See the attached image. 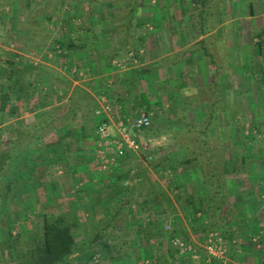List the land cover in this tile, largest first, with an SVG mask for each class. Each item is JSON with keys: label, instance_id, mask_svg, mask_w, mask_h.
Segmentation results:
<instances>
[{"label": "crops", "instance_id": "0c3cea01", "mask_svg": "<svg viewBox=\"0 0 264 264\" xmlns=\"http://www.w3.org/2000/svg\"><path fill=\"white\" fill-rule=\"evenodd\" d=\"M8 1L5 9L0 7V34H5L6 38L0 41L3 63L0 71L7 78L11 69L18 75L19 71L24 73L30 69L34 76L40 72L43 85L35 81L33 84H38L41 91L46 90L43 94L48 93L47 98H52L53 106L66 104L71 95L53 88L56 69L67 73L60 67L67 62L85 77L83 83L74 77L70 79L83 87L85 95L93 101H85L79 109L77 107L64 127L73 131L70 125L86 121L92 110L95 119L94 110L104 101L110 105L109 116H114L112 120L107 118L110 121L119 118L113 113L127 117L125 110L144 101L151 104L158 101V97L163 110H173L176 114L175 117L172 114L162 117L157 130L159 138L168 144L162 153L169 159L176 158L174 164L169 165L167 160V164L159 165L154 172L149 168L148 178L158 185V192L153 196L148 192L143 199L137 196V187L144 175L134 177L126 196L131 206L169 204L178 211L176 216L185 220L188 229L191 215L197 225L206 219L207 224L200 223V227L193 229V239L202 237L201 231H220L228 259L225 264H264V137L259 138V149L254 141L251 149L232 146L235 138L232 134L233 107L253 110L250 120L264 132V0H159L158 5L148 0L139 5L133 0ZM168 16L171 19L168 20ZM59 45L62 53L56 50ZM134 51L141 62L137 70L114 67V62ZM9 59L14 60L13 68L7 63ZM8 83L7 80L5 85ZM4 87L1 92L8 94L17 92L18 84L10 89ZM233 92L240 96L233 97ZM12 101H6L5 110ZM22 103L24 101H15L14 105L19 110ZM4 114V123L12 121L7 113ZM163 114L164 111L161 116ZM102 117L98 116L95 123ZM94 130L91 137L75 132L77 134L70 138L71 144L76 142L79 146L70 151L74 156L69 159L72 164L65 162L63 153L53 165L56 174L69 175L71 183L66 182L70 191L75 187L80 192L79 200L71 198L68 204L72 205L70 210L80 216L79 227L85 233L93 229L101 217L92 209L93 200H100L97 210L107 199L100 190L106 180L99 172L102 171L99 167L101 155ZM148 135L143 131L138 138L146 145L143 148L146 155L153 154L152 159H155ZM49 136L45 138L47 142L56 140L59 135ZM186 142L192 143L195 150L185 147ZM131 152L126 150L122 159L132 157L135 151ZM114 154V147L105 151L108 157ZM60 161L63 164L56 165ZM123 162L117 164V168H121ZM162 173L165 175L160 177ZM182 173L184 178L174 183L173 177ZM130 175L135 176L134 169ZM116 196L117 193L112 197L118 198ZM160 209L158 214H152L154 217L145 216L146 220L159 222L167 214L161 215ZM196 249L197 259L184 260L183 256L173 259V255H169L163 261L150 264H222L215 257L207 258L202 246ZM97 251L105 252L106 248L102 244L95 245L83 256L88 258Z\"/></svg>", "mask_w": 264, "mask_h": 264}, {"label": "rangeland", "instance_id": "374dc122", "mask_svg": "<svg viewBox=\"0 0 264 264\" xmlns=\"http://www.w3.org/2000/svg\"><path fill=\"white\" fill-rule=\"evenodd\" d=\"M4 0V2H0V7L1 9H5L6 6H8L9 1ZM93 1V0H90ZM107 1V0H105ZM143 0H139V2H142ZM148 2L152 5H158L159 0H148ZM0 9V10H1ZM167 16V14L165 15ZM174 14L172 13V18ZM168 20L171 19V16L167 17ZM75 19V17H74ZM150 25H147V28L149 30H153L152 26L151 29L149 28ZM1 32V29H0ZM5 34L2 35L0 34V41L3 39H6ZM139 49V48H138ZM56 50L58 53H62V50L60 51V47L56 46ZM133 50V49H131ZM2 55L0 52V65L2 63L1 59ZM132 57L135 58L136 61H133ZM63 57L60 58V60ZM29 63V62H28ZM67 63V62H66ZM63 64L62 67L63 69L67 70V73H71L73 75H67V73L59 71L56 69L55 74L53 75V81L55 83V87L53 88L55 90H62L65 91L67 94L70 92L72 94L74 90V94L77 98H84L85 101H90L89 96L85 95L86 91L83 87H79L78 85H75L72 81V77L74 79L79 80L80 83H83V81L86 82V80L82 79L85 78L84 75L81 74L80 76V70H76L74 68V65H67ZM141 62L138 60L136 57L135 51L132 53H127L126 56L119 58L118 61L114 62L113 65L116 69L118 70H137L141 66ZM3 64V63H2ZM65 65V66H64ZM38 72V71H37ZM42 72V71H41ZM66 72V71H65ZM35 74H41L40 72L35 73ZM78 76H77V75ZM80 76V77H79ZM80 78V79H79ZM84 82V83H85ZM38 83V82H37ZM39 84V83H38ZM38 84H33L34 87H38ZM43 84L40 83V86ZM82 85V84H81ZM47 86V85H46ZM83 86V85H82ZM52 87V86H51ZM138 88L139 86L136 85ZM157 88L159 89V86L157 85ZM41 87H38V90L32 91L31 98L27 100V102H24V104H21V108H19V114L17 117V120H22L23 122H29L33 121L35 119L41 118L42 116L45 115V112L49 110L52 106V98H47V94H43L46 90L43 89L41 91ZM85 93V94H84ZM235 95L240 96L239 93L233 92V97ZM89 97V98H88ZM107 97V96H106ZM106 97H104L106 99ZM155 97V95H153ZM109 99V98H108ZM158 101L152 102L151 104L144 101L140 102L138 104H135L132 109L130 110H125L127 113V117L133 118L134 116H137L140 111H147L151 113V125L148 127L149 131H147L149 134L148 136L150 137V142H151V148L152 152L155 153V159L153 158V154H147V157L144 155L146 154L143 151V148L140 149H135V150H130L133 153L132 157H127L126 160L122 159V157L125 155V153L120 157L118 160V165L119 163L123 160V165H120L121 168H117L119 166H114L111 170H102L99 171L101 172V178L103 180H108L106 185L102 188L101 187V192L105 194L107 197L106 199V204L104 206L99 207L97 211L98 216H102L105 214L106 210L108 207H111L115 205V210L120 212L118 213L119 215V220H118V225L119 228L117 232L126 233V236L130 239L131 242H134V247H122L121 249H112L111 252H103V251H97L91 253L88 258L81 256L80 258L77 259V261L73 262V264H104L106 262H113L117 264H150L151 262L154 261H159L164 258H167V256L173 255V259L177 257L184 258V260L188 259H197L198 252H197V246H202L205 250V254L211 258L215 257L217 262H220L222 264L227 263V256H226V247H224V239L222 235L220 234V231L218 230H211L209 229L208 231L204 232L201 231L202 237H197L193 239V229L200 227V223L202 224H207L206 219L199 221V225L197 223H193L192 221V215L189 218V222L187 224L189 225V229L185 225V220L183 221L179 216H176L178 211H174L176 209L170 208V205H166V203L162 202L161 206L158 205V203H151V204H146V203H137L135 208L131 206L132 203H128L126 206H120L117 202L119 198L126 197L130 193V189L132 188V183H133V178L137 177H143L144 178L139 181V185L137 187L136 194L137 196L142 197L141 199L144 198V195H146V192H148L149 195L153 196L154 193L158 192V185L157 182L152 183V181L149 179L150 177L148 176L147 172L149 171V168L154 172L155 169H158L161 164L165 163L167 164V160L169 162V165L171 163L174 164L173 160L175 159H169L168 156H165L162 151L166 149L168 144L165 141H162L161 138H159V133L157 132L158 130V122L162 121V117L164 116H169L173 115L174 117L176 114L173 112V110H169L163 107H160V98H157ZM10 104H14V99ZM43 100H45V105L43 104ZM107 100V99H106ZM234 103V102H233ZM97 108V107H96ZM162 111H164L165 114H162ZM233 124H232V134H234L235 138H233L232 141V146H242L246 149H251L253 145L251 144L254 141V144L257 149H259V138L264 137V132H260L259 128L256 127L255 125L252 124L250 117H252L253 110H237L236 108L233 107ZM255 112V110H254ZM257 112V111H256ZM258 113V112H257ZM115 115V118L121 117L119 113L115 112L113 113ZM4 115V113H2ZM8 116V115H7ZM114 117V116H113ZM173 117V118H174ZM0 118H1V113H0ZM93 120V117H91ZM88 118L86 121H82L78 124L74 123L71 124V122H68L71 124L70 126L73 128V134H77L79 130L80 125L83 123L85 125H82V127H85V131L87 132L88 136L91 137V133L94 130V127H96V123L89 121L91 120ZM12 120H15V118H12ZM15 120L14 122H16ZM96 119H94L95 121ZM68 128V126H66ZM63 130V128H62ZM95 131V130H94ZM60 131L57 128V131L52 135H59ZM143 135V132H142ZM49 136V137H51ZM140 136V135H139ZM138 136V137H139ZM254 136V137H252ZM254 138V139H253ZM139 142L141 143V139H139ZM75 141V140H74ZM97 141L99 143V139L97 137ZM96 141V142H97ZM47 143L46 140H42L39 142V144H35L34 147L38 148L37 153L33 152L31 155H34L33 157L37 158L39 166L42 165L41 167L44 169L39 170V173L41 175V180L36 179L35 184L31 185L28 184L27 188H34L32 191L24 190V188L21 189L20 184L12 185V195L14 196L13 203L10 204V206L7 208L5 204L2 203V199L0 198V230H8L10 229L12 231V234H24L25 232L31 230H39L40 229V218H39V213L38 211L41 210L42 208H39L40 204L43 203L46 197V191L53 189V185H50L51 183H47L43 173L48 168V161L46 160V156L49 155L50 153L48 152L47 147L45 144ZM75 143V145H74ZM76 142H69V147L70 151L76 147ZM92 144V143H91ZM148 146V142H147ZM41 147V148H40ZM79 147V146H78ZM145 153V154H143ZM30 155V156H31ZM126 157V156H125ZM150 157V158H149ZM30 158V157H29ZM29 158H25V155L19 157L17 160V166L18 168L16 169L19 173H27L31 167ZM122 159V160H121ZM62 161V160H61ZM58 163L56 162V165H61L63 163ZM120 161V162H119ZM24 164V166H22ZM171 164V165H173ZM160 165V166H159ZM134 169L135 171V176L130 175V171ZM52 179L56 180V183L60 187L61 193H60V198L56 202H51L49 205L46 206V212L47 214L49 213H59V212H64L65 210L71 209L72 205L68 204V200L71 198L74 200H79L80 198V192L77 188H73L72 191H70V188L67 186V182L71 183V180L68 176H64V174H56L53 170L50 171ZM168 172V171H167ZM166 172V173H167ZM133 173V172H132ZM171 175V173H167ZM165 174L162 173L163 177ZM149 177V178H148ZM168 178V176H166ZM181 178H184V174H180L173 177V182L176 183L177 181L180 182ZM150 180V181H149ZM113 181V182H112ZM184 181V179H183ZM141 182V183H140ZM179 189L180 188H176ZM112 192L117 193L118 198H113L112 196L114 195ZM141 192V193H140ZM102 193V194H103ZM120 194V195H119ZM116 199V200H115ZM116 201V202H115ZM141 201L138 199V202ZM167 206V207H166ZM161 207V209H160ZM23 210V215H18V210ZM86 212L88 214V208H86ZM84 209V210H85ZM160 209V212L166 216H162L161 220L156 221L155 219L152 221L146 220L145 216H152L154 214H158V210ZM179 210V209H178ZM146 213L144 215L143 213ZM159 212V217L160 216ZM84 214V213H83ZM153 214V215H152ZM86 216V214H84ZM134 216V217H133ZM199 216V214H198ZM201 216V215H200ZM133 217V219H131ZM188 219V218H187ZM86 221H89L88 219ZM157 222V223H156ZM82 223V222H81ZM89 223V222H87ZM122 223L126 225V228H123ZM182 224V225H181ZM180 225V226H179ZM92 226V225H91ZM184 227V232L182 231ZM156 230V232H155ZM85 233L81 229V227L77 228L74 230V235L77 239H80V237ZM204 233V236H203ZM86 234V233H85ZM157 234V235H156ZM214 239L219 241L217 244L221 249H223V255L222 258L217 257L216 254L212 253L209 249L211 242H214ZM149 240V241H148ZM153 241V242H151ZM119 250V251H118ZM169 256V257H170ZM84 259V260H83ZM181 259V258H180ZM182 260V259H181ZM86 261V262H85Z\"/></svg>", "mask_w": 264, "mask_h": 264}, {"label": "trees", "instance_id": "16d2710c", "mask_svg": "<svg viewBox=\"0 0 264 264\" xmlns=\"http://www.w3.org/2000/svg\"><path fill=\"white\" fill-rule=\"evenodd\" d=\"M135 2L137 5L141 3L139 0H133V3ZM7 63L13 68L14 60L9 59ZM31 71L32 69L28 72L24 71V73L19 71L18 75L11 69L8 71V78L7 75L3 74L4 72L0 71V198L2 203L8 208L14 199L11 193L12 185L20 184L21 189L24 188V190L28 191H32L35 188H27V185L35 184L36 179L41 180V176H38L41 175L39 170L44 168L41 167L42 165L39 166L37 158L31 155L33 152L37 153L38 148H35L34 145H38L47 136L54 134L58 128L60 131L58 138L45 144L49 152L52 151L53 154L50 157L49 155L46 156L48 168L44 171L43 176L47 183L53 185V189L46 191L45 200L39 206V208H42L38 211L41 220L39 230H29L24 234H12L10 229L6 231L0 230V264H72L98 244L104 245L107 252H111V247L121 249L123 246L126 248L132 246V242L126 235L117 232L119 228L118 213L120 212L115 210V205L107 208L105 214L96 220V226L86 233L81 240L74 235V230L81 223L77 212L75 213L73 209L72 211L69 209L64 212L47 214L46 206L51 202L58 201L61 193L56 180L50 177L54 162L60 159L61 156L63 157V153L66 155L65 162L68 165L72 164L69 159H74L73 154L70 155L69 147V140L74 134L70 128L63 125L67 120L72 119L76 110L79 109L80 105H83L84 97L77 98L73 90L66 104L53 105L41 118L31 122H23L22 120L14 122L15 120H12L4 123L6 117L2 113H7L9 119L17 118V114H19L14 104H10L9 108L5 110L6 101L14 99V101L27 102L31 98L32 91L38 90V87L33 86V82L43 84V77L38 74L34 76ZM7 80L9 83L6 86ZM16 84H18L17 92L13 91L8 94L1 92L3 86L10 89L11 86L14 87ZM52 90L54 89H50V91ZM92 101L93 98H90L89 103H92ZM45 104V100H43L42 105ZM93 106L95 107V103ZM89 114L90 112L85 117H88ZM92 114L89 116L90 119L93 117V120H89L91 123L95 122ZM94 115L96 119L98 116ZM143 131L148 133L149 129L146 128ZM77 133L83 136L87 134L85 127L82 126L79 127ZM176 145H179V143L176 142ZM184 146H187L190 150H195L192 143L186 142ZM76 148H78L77 145ZM23 154L27 159L30 157L29 162L30 165L32 164L29 171L25 174L16 170L18 168L17 160ZM144 156L147 157L146 154ZM100 194L101 192H99V196ZM128 200L127 197H124L118 200L117 203L124 207L129 203ZM99 202V199H94L91 205L95 214ZM77 204L73 206L77 208ZM18 211V215H23L22 209ZM122 226L126 228L123 223Z\"/></svg>", "mask_w": 264, "mask_h": 264}, {"label": "built area", "instance_id": "2783aa9c", "mask_svg": "<svg viewBox=\"0 0 264 264\" xmlns=\"http://www.w3.org/2000/svg\"><path fill=\"white\" fill-rule=\"evenodd\" d=\"M133 61H136L132 57ZM111 108L107 101H104L99 107L95 109L99 118L96 127L95 134L99 139V154L101 155L100 169L111 170L118 164V160L125 153L126 150H135L144 148L146 145L140 143L138 136L144 129L151 125V113L147 111H140L137 116L133 118L122 116L113 121L107 119L108 117L113 119L110 114ZM108 115V116H107ZM114 147L115 154L112 157L105 155V151ZM219 241L214 239L212 244L208 245L212 253L217 257L222 258L223 249L217 244Z\"/></svg>", "mask_w": 264, "mask_h": 264}]
</instances>
